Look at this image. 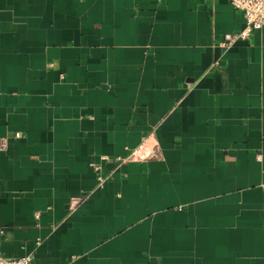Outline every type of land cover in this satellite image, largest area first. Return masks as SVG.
I'll return each instance as SVG.
<instances>
[{
    "label": "crops",
    "instance_id": "0c3cea01",
    "mask_svg": "<svg viewBox=\"0 0 264 264\" xmlns=\"http://www.w3.org/2000/svg\"><path fill=\"white\" fill-rule=\"evenodd\" d=\"M244 26L229 0H0V256L264 264V26L222 45Z\"/></svg>",
    "mask_w": 264,
    "mask_h": 264
},
{
    "label": "built area",
    "instance_id": "2783aa9c",
    "mask_svg": "<svg viewBox=\"0 0 264 264\" xmlns=\"http://www.w3.org/2000/svg\"><path fill=\"white\" fill-rule=\"evenodd\" d=\"M230 3L243 13L245 19L244 28L235 35H225L222 41V45H227L230 41L236 39H247L253 30L260 29L264 26V0H229ZM21 133L15 132L12 137L19 138ZM9 143L7 136L0 137V151H6ZM134 152L124 159L119 158L121 161H125L128 157H132ZM96 187L101 188L108 182L110 175H104L100 171V167L95 166ZM80 197H74L70 199V207L74 208L81 202ZM31 260L30 255H25L17 259H5L0 256V264H29Z\"/></svg>",
    "mask_w": 264,
    "mask_h": 264
}]
</instances>
